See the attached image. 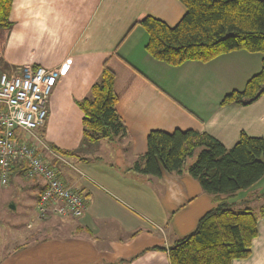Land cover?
Wrapping results in <instances>:
<instances>
[{
	"label": "crops",
	"instance_id": "1",
	"mask_svg": "<svg viewBox=\"0 0 264 264\" xmlns=\"http://www.w3.org/2000/svg\"><path fill=\"white\" fill-rule=\"evenodd\" d=\"M185 14L180 0H13L12 26L0 32V76L25 66L57 74L39 133L48 145L74 153L59 163L61 178L88 208L77 222L31 216L45 235L6 248L0 264H170L168 249L217 206L191 176L133 169L152 131L207 133L227 149L242 133L264 139V95L248 106L220 105L261 70V54L232 52L171 67L146 51L148 34L139 22L153 17L173 28ZM105 65L115 73L117 111L128 136L85 144L79 102ZM31 187L40 193L43 182ZM253 188L243 193L257 198L259 213L264 178ZM240 199L232 200L249 201ZM257 229L251 256L233 264H264V216Z\"/></svg>",
	"mask_w": 264,
	"mask_h": 264
},
{
	"label": "trees",
	"instance_id": "2",
	"mask_svg": "<svg viewBox=\"0 0 264 264\" xmlns=\"http://www.w3.org/2000/svg\"><path fill=\"white\" fill-rule=\"evenodd\" d=\"M180 1L186 14L175 27L153 17L138 23L148 34L146 51L171 67L186 62L209 63L232 52L261 54V70L242 90L226 94L220 105L248 106L258 101L264 95V0ZM12 6L13 0H0V32L12 26ZM117 104L115 73L105 65L99 81L79 102L84 114L83 143L128 136ZM51 149L65 157L74 155L54 146ZM161 168L174 176H191L218 203L198 221L193 232L168 249L170 264H233L249 258L264 210L258 213L247 207L236 211L239 206L232 199L264 178V139L242 133L227 149L207 133L152 131L147 137V151L133 169L160 177ZM28 169L27 164H14L11 175L25 177Z\"/></svg>",
	"mask_w": 264,
	"mask_h": 264
},
{
	"label": "built area",
	"instance_id": "3",
	"mask_svg": "<svg viewBox=\"0 0 264 264\" xmlns=\"http://www.w3.org/2000/svg\"><path fill=\"white\" fill-rule=\"evenodd\" d=\"M56 83L57 74L43 66H25L0 76V183L8 184L14 164H27L25 178L40 177L43 182L37 201L40 220L78 219L88 208L86 199L61 178L58 165L67 164L66 159L39 133Z\"/></svg>",
	"mask_w": 264,
	"mask_h": 264
},
{
	"label": "rangeland",
	"instance_id": "4",
	"mask_svg": "<svg viewBox=\"0 0 264 264\" xmlns=\"http://www.w3.org/2000/svg\"><path fill=\"white\" fill-rule=\"evenodd\" d=\"M256 57L258 58V56ZM259 58L262 59V56ZM251 64L250 62V65ZM244 87L245 85H240L239 90H242ZM234 90L237 89L235 88ZM40 181V177L23 180L20 175L12 174L6 186L0 183V253L2 255L5 253L6 248H8V250H13L23 243H30L45 235L46 231H42L37 226L33 227L35 221H32L34 223L33 225H31L30 222L32 220L30 219L31 216L38 214L36 197L39 195L38 189H33L31 185L33 186L36 182ZM259 189L260 188H258V190ZM253 197L252 194L239 193L238 198H241L240 200L243 201L246 198L249 201L236 204V206L239 207L235 208V210L239 211L247 207H255L253 209L257 212L256 206L259 205V203L255 201L257 198ZM262 197V199H264V194ZM35 204L36 208H34ZM247 204L249 206H247ZM11 206H14V208ZM258 208L260 209V205ZM66 220L67 222H77L75 218L72 217H67ZM28 224L30 225L28 226ZM42 229H44V227Z\"/></svg>",
	"mask_w": 264,
	"mask_h": 264
},
{
	"label": "snow or ice",
	"instance_id": "5",
	"mask_svg": "<svg viewBox=\"0 0 264 264\" xmlns=\"http://www.w3.org/2000/svg\"><path fill=\"white\" fill-rule=\"evenodd\" d=\"M70 63V62H69ZM64 71L66 72L67 71V69H64Z\"/></svg>",
	"mask_w": 264,
	"mask_h": 264
},
{
	"label": "water",
	"instance_id": "6",
	"mask_svg": "<svg viewBox=\"0 0 264 264\" xmlns=\"http://www.w3.org/2000/svg\"><path fill=\"white\" fill-rule=\"evenodd\" d=\"M12 208H14V206H11Z\"/></svg>",
	"mask_w": 264,
	"mask_h": 264
}]
</instances>
